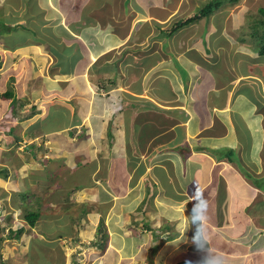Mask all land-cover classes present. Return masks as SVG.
Returning <instances> with one entry per match:
<instances>
[{
    "label": "crops",
    "instance_id": "0c3cea01",
    "mask_svg": "<svg viewBox=\"0 0 264 264\" xmlns=\"http://www.w3.org/2000/svg\"><path fill=\"white\" fill-rule=\"evenodd\" d=\"M37 1L38 9L35 10L37 19L38 15L43 14V18L41 20L39 18L38 23H33L39 27L37 36L40 39L49 36L52 38V34L57 37V32L68 48L76 49L67 54L69 60L76 63L70 68L62 66L63 71L57 78L61 77L58 78L60 81L65 77L74 79L71 83L72 87L68 86L65 90L66 96H75L76 88L84 96L83 100L75 102L81 107L79 110L77 108V113L82 117V125L87 121L91 123L93 118L99 122L96 126L90 124L88 129L89 136L95 139L96 149L99 150L98 153L93 151L94 154L89 156L92 159L89 160V164L94 165L95 169L93 176L101 169L102 182L107 184L108 181L116 183L119 180L117 174H120L124 179L122 186L125 184L127 186L129 172L127 175L122 169L123 165L120 164H125L128 169V164L131 166L136 164L130 160L136 162L144 158L147 161L150 150L161 153L169 151L166 158L154 164L155 168L151 170L152 176L147 175L145 179L148 181L150 178L151 192L154 190L152 182L156 189L160 186L158 189L164 191L161 196L165 195V198H169L166 203L170 206L167 204L165 209L162 207L167 214L162 216L158 213V218L152 221L151 228L149 224L144 226V220H141L140 225L145 227H143L144 231L168 224L169 236L171 235V239L179 237L176 242H180L179 247L182 252L173 248L177 254L171 253L172 244L168 247L169 258L165 261L159 260L158 264H174L179 258L182 261L190 260L192 264H201L205 256H218L223 260V264H264V222L263 217L259 219L264 213L259 211L260 215H256L257 207H261L264 211V115L255 112L256 100L251 101L247 98L254 99L249 95L250 93L236 90L238 83L240 85L242 79L244 82L246 75L240 74L237 69L240 75L234 76L235 65H232V69L231 66L229 67L231 72L228 84L220 85L215 80L222 75L214 71L216 70L214 66L221 57L212 61L209 56L224 54L225 36L222 33L215 35L211 33L210 38L216 36L222 43L218 46L214 40L211 42V48L203 46L204 39L195 46L196 48L189 47L191 44L186 41L191 35L182 36V43L173 42L171 37L160 38V30L157 26L170 22L171 17H175L173 20L176 21L178 17L188 15L186 12L179 13L180 6L182 7L181 4L185 0L178 4L172 3V0H163L158 3L159 5L154 6L153 11L142 10L140 14L135 11L133 4L135 0L130 4H126L124 0H68L70 5L67 8L64 6V0ZM117 1L119 5L122 3L130 5L128 11L125 12V9L118 12ZM31 3L32 0H29V5ZM74 5L76 11H70ZM165 7L168 8V12L164 10L167 14L160 11ZM146 13H152L149 17L154 20L153 28L155 29V25L157 28L158 35L155 37H152L154 33H150L152 24L148 23L150 20H146ZM71 15H74V20L70 18L72 24L68 22L67 25L65 23L67 16ZM122 15L126 19L130 17V21L127 20V29L122 28L125 22L120 19ZM131 18L137 22L134 27ZM200 21L190 26H197ZM144 24H148L147 29ZM30 27L31 30L34 29L33 26ZM184 31L183 28L176 35H183ZM161 39L167 40L168 45L161 42ZM174 40L177 41L178 37ZM40 41L42 46L48 44L45 40ZM149 42H156L157 45L151 46ZM240 51L248 60L246 65L253 70V64H257L258 58L253 59L254 51L245 46ZM227 52L229 54L233 50L229 49ZM66 60L65 56L62 60L63 65ZM25 65L23 80H29V84L41 85L42 79L33 80L31 77L30 63L25 62ZM179 66L184 68H181L185 71L184 74ZM212 71L217 74H214L215 78ZM239 79L241 80L238 82ZM247 80L249 84L250 81ZM98 87L107 95L98 93ZM62 92L54 90L51 91L50 96L55 97ZM237 115L244 125L243 128H240L238 123L235 124ZM87 116V120L84 121ZM73 122L79 124L80 120L75 119ZM244 129L252 134L251 140L248 138L246 141L241 136ZM179 132L181 134H178ZM179 135H182L181 139ZM183 145L188 147L184 154L179 150ZM105 153L109 159L104 156ZM69 155L71 157L67 151L65 155L67 159ZM74 156L77 155H73L72 158ZM111 166L115 169L112 172ZM117 167L119 169H116ZM143 172L144 170L138 169L135 174L136 181L133 177L128 178V189L133 187L135 190ZM196 189L205 192L210 201L207 229L211 231V235L206 252L197 249L193 244L194 228L188 223V213L194 199L191 193ZM237 191H240L238 199L235 197ZM221 192L226 196L219 200ZM152 194L149 196L151 197ZM8 196V192L4 195L0 194V204ZM105 196L111 198L108 193ZM116 196L124 197L125 191H117ZM18 204L14 206L19 207ZM149 210L158 212L155 207H150ZM113 214V212L109 213L110 222L118 220L119 223H129L124 215L118 219L119 217ZM239 214L247 218H244V222L239 220L240 224L236 227L235 216ZM111 216L115 220L111 219ZM183 228L184 231H178ZM107 231L109 236L102 243L103 246L93 247L96 251L89 255V262L92 264H113L108 263L107 260V255L112 250L114 253L116 251L114 264L123 260L120 251H124L121 249L125 244L122 245L120 240L118 248H112L113 241L111 242L110 239L113 231L108 228ZM114 233L117 234V230ZM131 234L136 232H131L129 236L126 232L123 233L126 238L136 237L129 239L133 245H136L137 240H141L144 235L147 236L144 246H156L158 244L156 241L160 240L158 234L153 236L149 231L142 236ZM150 237L151 239L148 240ZM39 240L42 242L41 239ZM182 240L185 241L183 244ZM105 242L107 248L104 247ZM226 243L235 245L234 247L243 245L247 251L240 254L241 251L237 249L231 257L224 260L221 254L230 252ZM28 245L30 246V243ZM157 253L159 257L160 252ZM241 256L243 258L240 260ZM172 258L175 259L170 261Z\"/></svg>",
    "mask_w": 264,
    "mask_h": 264
},
{
    "label": "rangeland",
    "instance_id": "374dc122",
    "mask_svg": "<svg viewBox=\"0 0 264 264\" xmlns=\"http://www.w3.org/2000/svg\"><path fill=\"white\" fill-rule=\"evenodd\" d=\"M8 1L9 0H0V14L4 11L3 17H15L17 29L13 32L24 33L27 38L23 41L20 39L19 42H13L11 41L12 39H10L12 32L9 33L10 36L0 35V53L3 55L2 60H0V92L13 89L16 92V89L13 88L10 82V77L13 75L17 80L22 76L24 68L26 67L25 62L30 63L32 71L31 77H33V80L42 79L43 82L41 85H38L37 83L29 84L30 81L24 82L23 80L22 84L19 83L16 85L19 89L18 98L25 104L24 107H20L18 103L13 105L12 100L5 101L0 99V170L4 167H8L12 175H15L16 179H14V181L16 182L14 183L15 185L17 184L19 188L18 191L15 185L10 182V178L6 180L0 176V194L4 195L6 192L9 193V196L3 199L0 204V234L3 233L4 235V240L0 243V255H2L4 264H92L89 262V255L94 253L96 249L92 248L90 243L97 237L96 232L103 220L102 217L104 219L106 218V228L113 231L110 239L111 242L113 241L112 248H118L120 240L122 245L125 244L123 249H121L124 250L123 252L119 249L124 261H118L117 264H158L159 260L165 261L169 258L168 247L172 244L173 246L170 252L177 254L176 252L181 250V247H179L181 246L180 242H176L179 237L176 236L174 239L168 240L171 237V235L169 236L170 228L168 230L166 228L168 224L159 225L155 227L154 230L145 229L144 231V226L140 225L141 220L145 222L149 221L148 224L151 228L153 225L152 221L158 218V213H161L162 216L167 214V211H163L162 207L164 209L166 208L165 205L168 204L166 201L169 200V198H165V195L161 196L164 191L158 189L160 186L156 189V186L151 182L152 188L154 189L152 194L149 186L150 178L148 181H145V179L147 175L149 177L153 173L151 170L155 168L154 164H158L160 160L166 158L169 155V151L161 153L157 152V150H150L147 161L144 158L136 162L128 159V161L130 160V162L136 163L132 164V166L128 164V169L125 164H120L123 165L124 168L122 169H124L127 175L129 172L127 186L129 184L128 178L130 179L133 177L136 181L135 174L138 172V169H140V171L144 170L143 175L137 182L138 186L136 185L135 190H133V187L130 188L131 190L128 189L127 186H125L126 184L122 186L121 183H124V179H122L123 176L120 174H117L119 180L116 181V183L108 181L107 184L102 182L103 175L100 174L101 169L93 176L95 169L94 165L89 164V160L92 161L89 156L94 154V152L98 153L99 150L96 149L95 139L90 137L88 133L85 134L83 130L85 123L82 125V117L77 113V108L79 110L81 107L75 104L78 100H83L84 96L77 88L74 89L76 93L75 96H66L65 90H67L68 86L72 87L71 83L74 82V79L65 77L63 81H60L59 79L61 77H58L59 79L57 78L63 71L62 66L70 68L76 63L70 61L69 57H67V54L71 50L76 49L73 47H64L67 50L65 51L64 48H61V45L58 43L60 41V43L63 44V41L59 35H57V38H59L58 43L56 42L55 35H51L55 40V44L57 43L56 45L50 36L46 38L52 41L51 44L53 46L50 43L47 45L44 44V46L40 45V38L36 35L32 36L30 33L32 28L30 27L31 24L38 23L39 20L35 13H31L33 10L31 9V5H29V0H18L16 8L9 6ZM180 1L184 2V0H179V2ZM208 1L209 0H185V2L181 4L182 7L180 6L179 13H197L198 9ZM124 2L130 4L132 0H124ZM159 2L160 0H135L133 4L135 11L140 14L142 10L144 12H146V10L153 11L154 6ZM69 5L70 3L68 0H64L65 8ZM129 6L130 5H123V3L120 4L118 12L125 11V9V12H127ZM261 7L264 8V0H239L237 3H225L210 16L209 20L205 21V18H203L197 26L193 25L191 27L189 25L184 27L185 31L183 35H176L177 33H175L172 37H178V40L175 41L172 37L171 40H173V42L182 43V36L191 35V38L186 41V43L188 42L191 44L189 47L196 48L195 46L204 39L203 46L206 48L210 46L211 48V42L214 40L217 42L218 46L222 43L216 36L210 38L209 35L211 33L214 35L222 33L225 36V38H223L225 39L224 54H218L219 56L216 57H214L213 54L209 56V59L212 61H215L214 58L219 59V57H221L219 62L214 66V68H216L214 71H218L219 75H222L216 77L217 74L212 71L213 77H216L214 78L220 85L224 83L228 84L231 72L229 67L231 66L232 69V65H235L234 76L237 77L241 73L246 75V78H244L246 81L244 80L243 82L241 78L242 83H240V85L238 83L236 90H240L243 93H250L249 95L254 97V99L250 97L247 98L251 101L256 100L255 112L264 115V56H261L259 52H254L252 55L254 57L253 59L258 57L257 64H253L254 69L250 70L246 65L248 64L247 58L243 56L240 51L243 46L251 50L254 49L250 46L255 44V39L252 34L254 33L255 23L261 18L259 12V8ZM10 9H12V11H10ZM164 10L168 12V8L165 7L160 10L163 11V14H167ZM70 11H76V6L74 5ZM134 15H136V13ZM146 15V20H150L148 23L152 24L150 26V33H154L152 37L158 35L157 28L158 30H169L176 22L173 20L175 17H171V20H169L170 22L160 24L157 28L155 25L154 29V20L149 17L152 13H146ZM70 18L74 20V15L67 16L66 24L68 22L72 24ZM120 19L123 21L125 20L122 28L127 29L130 17L126 19V17L124 18L122 15ZM131 19L133 22L132 27H134L137 22L135 19ZM10 24L12 25L13 23ZM144 25H146L145 27L147 29L148 24ZM22 27H25L26 30ZM243 38L246 39L242 42ZM18 39L19 38L15 40ZM164 39H166V37H164ZM164 39H161V42H165V45H168L166 44L167 40L165 41ZM149 43L151 46L157 45L156 42ZM52 47L53 49H51ZM229 49H232L234 53L229 52L228 54L227 51ZM60 54H65L67 58V60L64 61V65L62 64L63 61ZM202 55L204 57V54ZM181 68L184 69L182 66ZM181 68L179 66L182 74H184L185 71ZM237 69L240 71V74ZM248 75L250 76L247 77ZM241 79H239L238 82ZM247 79L250 81L249 84ZM54 90H61L63 92L57 95L53 93L55 97H51L50 93L51 91L54 92ZM33 107H36L40 113L33 115L30 119L25 121L19 122L12 120L11 112H13V109L19 114H27ZM87 118L88 116L84 118V121H86ZM75 119L80 120V123L76 126H74L73 122ZM235 121V124L238 123L240 128L244 127L238 115ZM10 127H12L13 130L10 131ZM69 131H71V134H69ZM242 131L244 133H242L241 136H243L246 141L248 138L250 140L253 138L252 134L245 129ZM178 134L181 133L179 132ZM12 135H15V137L18 136L19 138L17 145H14L16 147L8 145V142L15 138L12 137ZM63 135L65 137H62ZM179 136L181 139L182 135ZM59 142H67L68 150L71 154V157L69 155L68 159L66 156L60 157L61 155L58 158H53V155L43 152L47 146L57 150L60 145ZM32 145L33 148L30 149L29 147ZM60 147L62 148V145H60ZM187 148L186 145H183V147H179V150L184 154L187 152ZM75 154L77 156L72 158ZM104 156L109 159L106 153ZM48 158L52 160L50 161ZM116 169H119V167ZM110 170L112 172V170L115 169L111 166ZM27 184L29 186H27ZM76 186L85 187L82 189L78 187L81 189L79 190ZM14 190L20 192L18 197H16ZM117 191H125V196H116ZM106 193H108L111 198L105 196ZM151 194L152 196L150 197L149 195ZM227 195L232 196L229 194ZM239 195L240 191H237L236 196L233 194L237 199ZM26 196L28 202L25 204L24 201V205L22 204V199L26 198ZM224 196H226V194L221 192L219 200ZM37 198L40 200V204L36 202ZM18 201L20 204H18ZM29 203H32L30 205V210L32 212L41 209V218L37 221L35 227H31L24 219L25 209L28 208L26 206ZM15 204H18L20 208L14 206ZM150 207H155L158 212L150 211ZM259 211L264 213L261 207H257V216L260 215ZM111 212L117 215V217H119L118 219L124 215V218L129 220V223H119L120 221L118 220H111L110 222L108 216H110L109 213ZM145 212L149 217H145ZM186 212L188 211L186 210ZM261 217H263L262 221L264 222V216H260L259 219ZM80 218L81 222L76 224L75 222ZM181 218H184V216H181ZM244 218H247V216L242 214L235 216L236 227L240 224L239 220L244 222ZM111 219L115 220L113 216H111ZM215 221L216 219H214L213 222ZM23 226L25 227V232H23L21 236L16 237L11 235V231L15 233ZM184 229L185 228L178 231L181 232L184 231ZM116 230L117 234L114 233ZM134 231L136 234L131 235L142 236V234L147 231H149V234H152V231H154L159 235L161 240L156 241L158 243L156 246H144L147 237L144 235L141 240H137L136 245H133L129 242V239H134L136 237L126 238L123 233L126 232V235L129 236V234ZM210 232L211 231H208L209 237L211 235ZM173 235L175 234L173 233ZM39 239H41L42 242H40ZM149 239H151V237L148 238V240ZM150 242L151 240L149 243ZM181 242L183 244L185 241L182 240ZM29 243L30 246L28 245ZM226 245L230 252L221 254L224 260L225 258L231 257L237 249L241 251L240 254L247 251V248L243 245L236 247L228 243H226ZM104 247H108L106 242ZM157 248L159 249L158 252H160L159 257L158 253H153ZM173 248L177 249V251H173ZM115 253L112 250L107 255L108 263L114 264L116 261ZM117 256H119V254ZM155 258H157L156 261ZM242 258L243 256L240 257V260ZM173 259L175 258L170 259V261Z\"/></svg>",
    "mask_w": 264,
    "mask_h": 264
},
{
    "label": "trees",
    "instance_id": "16d2710c",
    "mask_svg": "<svg viewBox=\"0 0 264 264\" xmlns=\"http://www.w3.org/2000/svg\"><path fill=\"white\" fill-rule=\"evenodd\" d=\"M162 1L163 0H160L159 3H161ZM238 1L239 0H209L208 2H206L204 5H202L198 9L197 13L196 12H194V13L191 12L188 15H186V16H184L182 18L177 19L176 22L171 27V29H169V30H160V38H164V37L170 38L175 33H177L179 30L183 29L186 26L192 25V24L200 21L203 18L209 20L210 16L216 10L220 9L225 3H235V2H238ZM37 2H38L37 0H32L31 9L33 10L32 11L33 13H35V10L38 9V3ZM172 3L178 4L179 3V0H172ZM8 4H10V5H12V6H14L16 8L17 7V4H18V1L14 0V2H10V0H9L8 1ZM259 12L261 14V18L254 25V28H255L254 29V33L253 34L251 33L252 36L255 39V44L251 45L250 47H253L254 48V49H252L254 52H259V54L261 56H264V8L263 7L259 8ZM3 15H4V11H2L1 14H0V35L10 36L9 33L12 32V36L10 38V39H12L11 41H13V42H17L18 41L19 42L20 39L22 41L25 40L27 38V36H25L26 34L13 32V31H15L17 29L16 28V25L17 24L15 23L16 18L13 17V16L3 17ZM39 18L41 20L43 18V14H40V16L38 15V19ZM10 23H13V24L11 25ZM31 26H33V28H34V30H30L31 34L33 36H35V35L37 36L38 31H39V27L37 25H35V24H31ZM22 28H24V30H26L25 27H22ZM56 34L58 35L57 32H56ZM259 34H261V35H259ZM17 38H19V39L18 40H15ZM55 39H56V42L58 43L57 37ZM245 39L246 38H243L242 39V42ZM40 40H43V41L45 40V41H47V43H50V44L52 42V41H50V39H47L45 37H44V39H39V42H41ZM52 40H53V42L55 44L54 38ZM58 44L61 45V48H64V47L68 48L67 45H66V43L64 41H63V44H61L60 41H59ZM66 48H64L65 51H67ZM51 49H53V47ZM60 55H61L62 60H63V58L65 59V54H60ZM2 57H3V55H2V53H0V58H1L0 60H2ZM24 76L25 75H23L19 80L18 79L16 80V78L13 77V75H11L10 82H11L13 88L16 89V92H15L14 89L13 90H7L5 92H0V99H3L5 101L12 100L13 101V105L16 104V103H18L20 107L21 106L24 107L25 104L23 102H21V99L18 98V96H19V89L16 86L19 83L20 84L23 83V77ZM27 81H29V80H27ZM27 81L24 80V82H27ZM14 110L15 109H13V112H11V114H12V120L13 121H17V119L19 121H25V120L30 119L33 115L40 113V111L37 110L36 107H33L30 110V112L27 113V114H25V113L19 114V113L16 112V110L15 111ZM90 124H92L93 126H96V125L99 124V122L95 118L92 119L91 123L87 121L84 124V126H83V130H84L85 134L88 133V129H90V126H89ZM75 125H77V123L74 124V126ZM11 130H13L12 127H10V131ZM69 134H71V131H69ZM12 137H15V135H12ZM62 137H65V136L63 135ZM18 141H19V138L17 136L15 138H13V140L9 141L8 142L9 143L8 145H10V146L17 145ZM59 144L62 145V148L59 145L58 148H57V150L56 149H52L53 150L52 151L49 147H47V148H45L43 150V152L44 153H48L49 155H53L54 156L53 158H58L60 155H61L60 157L65 156L67 154V151H69L68 150V146H67V142H59ZM14 147H16V146H14ZM29 148L30 149L33 148V145L30 146ZM41 159H43V158H41ZM49 160L51 161L52 159H49ZM11 174L12 173H11V171H10V169L8 167H4L3 169L0 170V176H2L6 180H8L10 178V181L15 185V183H14V182H16V181H14V179H16L15 178V175H11ZM15 187L19 191V188L17 187V184L15 185ZM18 191H15L16 197H18V195L20 193ZM27 200H28V198L26 196V198H23L22 199V204H24V201H25V204H26L28 202ZM39 201L40 200L37 198L36 202L39 203ZM31 204L32 203H29L26 206L28 208L25 209L24 219L29 223V225L31 227H34L36 225L37 221L41 218V216H40L41 209H37V211L32 212L30 210V205ZM102 219L103 220L101 221V223L99 225V232H98V235H97V239L96 240H93L90 243V246L91 247H98V248H100L101 246H103L102 243L108 238V231H107V228H106V225H105V219L103 217H102ZM80 222H81V218L78 219V221H76L75 223L76 224H79ZM148 223H149V221L148 222H145L144 223V226L146 227V224H148ZM166 228L168 230L169 229V225H167ZM2 231H4V230H2ZM2 231H1V233H2ZM23 232H25V227L24 226L23 227H20L15 233H13L11 231V235L16 236V237H19V236H21L23 234ZM152 234H153V236H158L154 231H152ZM0 235H1V237H0V243H1L4 240V235H3V233L0 234ZM157 251H158V248L155 249L153 251V253H156ZM179 259L174 264H186V262H189L190 261V260H183L182 261V260H179ZM0 264H4L3 259H2V255H0Z\"/></svg>",
    "mask_w": 264,
    "mask_h": 264
},
{
    "label": "clouds",
    "instance_id": "9594fccd",
    "mask_svg": "<svg viewBox=\"0 0 264 264\" xmlns=\"http://www.w3.org/2000/svg\"><path fill=\"white\" fill-rule=\"evenodd\" d=\"M97 92L101 93L102 95H107V93H105L100 87H98ZM115 112L118 113L117 111H115ZM17 121H19V120L17 119ZM76 188H78V187L76 186ZM78 189L81 190L82 188L81 189L78 188ZM191 195L194 197V199H193L190 211L188 213V223L190 226H192L194 228V234L192 236V242L196 246L197 249L206 252L207 248H208V240H209L207 223L209 221L210 201H209L208 196L205 194V192H203L199 189L194 190L191 193ZM98 232H99V228L97 231V235H98ZM108 236H109V234H108ZM168 237H166V238H168ZM96 239H97V237L94 240H96ZM169 240H171V238H169ZM186 264H191V262L190 261L186 262ZM201 264H223V260L218 256H214V257H206L205 256L203 258Z\"/></svg>",
    "mask_w": 264,
    "mask_h": 264
},
{
    "label": "bare ground",
    "instance_id": "6f19581e",
    "mask_svg": "<svg viewBox=\"0 0 264 264\" xmlns=\"http://www.w3.org/2000/svg\"><path fill=\"white\" fill-rule=\"evenodd\" d=\"M105 71V70H104ZM129 77V76H128Z\"/></svg>",
    "mask_w": 264,
    "mask_h": 264
}]
</instances>
